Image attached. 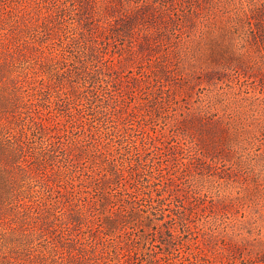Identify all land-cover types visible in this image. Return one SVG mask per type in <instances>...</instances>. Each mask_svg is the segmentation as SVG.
Wrapping results in <instances>:
<instances>
[{"label": "rangeland", "instance_id": "1", "mask_svg": "<svg viewBox=\"0 0 264 264\" xmlns=\"http://www.w3.org/2000/svg\"><path fill=\"white\" fill-rule=\"evenodd\" d=\"M95 1L75 5V20L88 13L102 47L86 53L95 70L78 65L68 79L81 98L70 128L94 126L106 154L163 168L174 193L166 212L189 224L175 226L170 240L165 226L153 229L162 221L145 220L141 253L153 244L170 251L162 264H264V44L259 34L240 40L228 23L252 1L256 21L264 18V0ZM107 12L118 16L112 27L122 39L103 27ZM61 33L48 40L54 48ZM106 256L98 263L115 260Z\"/></svg>", "mask_w": 264, "mask_h": 264}, {"label": "trees", "instance_id": "2", "mask_svg": "<svg viewBox=\"0 0 264 264\" xmlns=\"http://www.w3.org/2000/svg\"><path fill=\"white\" fill-rule=\"evenodd\" d=\"M79 3L0 0V264H99L109 253L115 260L106 264H124L126 256L134 264H162L170 251L152 244L141 253L143 222L162 221L153 229L165 226L170 240L175 226L189 230L180 212H166L174 193L164 169L150 158L106 154L96 147L94 126L70 128L81 98L70 94L68 79L78 65L95 70L86 53L98 56L102 47L89 14L75 20ZM257 8L253 1L236 7L228 23L240 40L259 34L264 44ZM104 17L108 35L122 39L112 27L118 16ZM59 33L65 42L54 48L48 40ZM203 107L210 114V101Z\"/></svg>", "mask_w": 264, "mask_h": 264}]
</instances>
